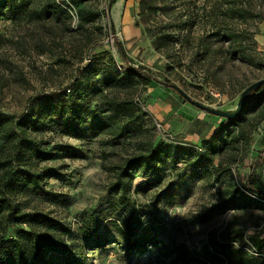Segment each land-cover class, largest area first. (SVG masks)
I'll list each match as a JSON object with an SVG mask.
<instances>
[{"label": "rangeland", "instance_id": "374dc122", "mask_svg": "<svg viewBox=\"0 0 264 264\" xmlns=\"http://www.w3.org/2000/svg\"><path fill=\"white\" fill-rule=\"evenodd\" d=\"M47 1L38 0L33 8L45 10ZM55 2L69 14L68 18L64 12L60 15L65 20L63 23L37 21V18L20 23L0 21V110L20 114L27 108L31 95L71 86L90 67L98 65L102 69L110 55L115 58L113 70L122 71L125 62L114 45L116 36L135 65L149 69L159 80L169 79L176 87L152 81L137 93L135 99L148 113L140 132H127L118 138L106 130L88 133L83 139L69 137L59 129L46 134V145L56 146L58 152L49 163L62 166L59 175L47 182L46 189L30 187L17 192L13 203H18L24 211L37 208L72 225L74 235L65 234L64 241L72 247L90 246L89 264H218L215 255L206 248L209 232L223 229L236 217L242 221L245 237L243 242L235 241L234 246H243L251 255L255 247L251 237L258 236L264 241V211L253 209L245 214L229 211L203 222L201 216L217 200L219 187L207 178V173H197L190 157L181 155L182 161L169 162L159 175L151 177L154 184L139 191L137 185L148 176L143 170L137 171L131 188L136 207L128 214L123 212V216L115 214L117 197L110 191L114 176L108 168L135 154L141 143L150 141L164 140L204 150L206 143L223 127V119L187 102L180 91L208 106L234 110L243 91L264 78V20L250 21L248 25L256 30L255 63L229 62L216 73L215 65H210L206 68L215 77L208 75L207 79L205 69L194 72L169 67V60L155 50L151 34L138 21L139 0H118L111 10L107 9L108 0ZM84 6L102 14L98 25L102 26L104 35L98 37L99 30L95 27L90 31L93 39L100 38L94 47L88 41V33L76 31L79 9ZM238 20L242 23L237 26H246L245 21ZM101 77L102 73L92 77V86ZM104 108L105 105L99 114H104ZM116 126L118 129L119 123ZM263 149L264 119L255 125L247 143H241L238 148L228 146L208 168L218 175L223 167H229L235 182L243 184L250 175L254 157ZM74 152L76 156H72ZM258 173L257 185L264 190V165ZM47 192L57 193L59 198L66 196L67 203L48 199ZM157 194H161L160 199L155 201ZM130 223L137 228L138 235L157 238L158 244L150 252L134 257L121 247L119 230L126 231ZM20 227H10L8 238L16 237ZM22 227L28 228V223ZM87 230L93 236L100 233L110 242L102 248L93 246L94 241L83 234ZM177 247L186 251L185 260L173 252ZM56 264H62L61 260Z\"/></svg>", "mask_w": 264, "mask_h": 264}, {"label": "trees", "instance_id": "16d2710c", "mask_svg": "<svg viewBox=\"0 0 264 264\" xmlns=\"http://www.w3.org/2000/svg\"><path fill=\"white\" fill-rule=\"evenodd\" d=\"M37 1L0 0V21L20 23L37 18V21L52 20L60 24L65 21L60 16L63 12L69 17L55 0H48L45 10L33 8ZM117 1L108 0L107 9L111 10ZM263 4L264 0H139L138 21L143 22L151 34L155 50L169 60V67L194 72L205 69L208 79L215 75L207 66L215 65L216 73L229 62L255 63L256 30L248 25L250 21L264 20ZM101 17L100 12L87 6L79 9L76 31L89 34L91 47L100 39H93L91 27L99 30L98 37L104 35L102 26L98 25ZM238 19L245 21L246 26H237L242 23ZM114 45L125 62L122 71L113 70L115 58L110 55L102 69L98 65L90 67L87 74L76 77L71 86L31 95L22 113L0 110V264H56L58 259L62 264H89L90 246L72 247L64 241L65 234L74 235L72 225L37 208L22 210L18 203H13V195L30 187L46 189L47 182L59 175L62 166L49 163L58 152L56 146L46 145V134L59 129L69 137L83 139L88 133L106 130L118 138L127 132H140L148 113L135 99L137 93L152 81L176 87L169 79L159 80L149 69L135 65L117 36ZM100 73L102 77L93 87L91 78ZM103 105L105 112L99 114ZM220 118L223 127L206 143L204 150L164 140L150 141L141 143L135 154L110 165L108 169L114 176L110 191L117 197L115 214L123 216V212L128 214L136 207L131 188L137 171L143 170L148 176L137 185L139 191L154 184L151 177L159 175L169 162L182 161L181 155L190 157L197 173H207V178L219 187L217 200L201 216L203 222L229 211L241 214L253 209L264 211V190L257 185L258 170L264 165V149L254 157L250 175L243 184L235 182L229 167H223L218 175L208 168L228 146L238 148L241 143H247L255 125L264 119V84L252 91L248 103L237 116ZM117 123L118 129L114 128ZM76 155L74 152L72 156ZM47 193L48 199L67 203L66 196L59 198L57 193ZM160 195H155V201ZM23 223H28V228L22 227ZM132 224L126 231L119 230L122 234L119 244L129 256L150 252L158 244L157 238L150 234L138 235ZM13 226L21 227L16 237L8 238L9 228ZM83 234L90 237L97 248L110 242L100 233L93 236L87 230ZM244 237L242 221L236 217L223 229L209 232L206 248L215 255L218 264H264V241L252 236L255 247L250 255L243 246H234L235 241L243 242ZM173 252L185 260L184 248L177 247Z\"/></svg>", "mask_w": 264, "mask_h": 264}, {"label": "water", "instance_id": "95a60500", "mask_svg": "<svg viewBox=\"0 0 264 264\" xmlns=\"http://www.w3.org/2000/svg\"><path fill=\"white\" fill-rule=\"evenodd\" d=\"M264 84V78L259 79L258 81L254 82L253 84L249 85L242 93L241 98L237 104V107L234 110H222V109H217L211 106H208L200 101H197L195 99H193L191 96H189L188 94H186L183 91H180L181 96H183V98L195 105L196 107H198L199 109L207 112V113H211L220 117H224V118H233L235 116H237L245 107V105L248 103L251 93L252 91L258 89L261 85Z\"/></svg>", "mask_w": 264, "mask_h": 264}]
</instances>
